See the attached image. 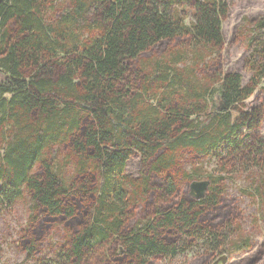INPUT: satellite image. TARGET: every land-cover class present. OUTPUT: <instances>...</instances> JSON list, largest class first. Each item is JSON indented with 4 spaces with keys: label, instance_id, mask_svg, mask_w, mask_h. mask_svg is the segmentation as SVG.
<instances>
[{
    "label": "trees",
    "instance_id": "trees-1",
    "mask_svg": "<svg viewBox=\"0 0 264 264\" xmlns=\"http://www.w3.org/2000/svg\"><path fill=\"white\" fill-rule=\"evenodd\" d=\"M184 6L190 24L180 16ZM229 8L227 0H0V212L30 198V225L18 243L29 258L50 222L68 237L44 264L174 259L187 248L179 236L222 256L242 249H228L231 225L222 235L204 221L218 206L222 179L200 164L212 155L224 166L229 156L234 171L264 170V142L240 138L263 119L264 107L245 111L243 103L264 81V17L247 30L245 85L239 73L201 85L178 70L189 54L198 64L220 52ZM62 148L75 171L69 183ZM135 154L139 180L124 175ZM184 157L198 164L190 174ZM191 177L211 187L175 202ZM145 203L146 221L135 216Z\"/></svg>",
    "mask_w": 264,
    "mask_h": 264
},
{
    "label": "rangeland",
    "instance_id": "rangeland-1",
    "mask_svg": "<svg viewBox=\"0 0 264 264\" xmlns=\"http://www.w3.org/2000/svg\"><path fill=\"white\" fill-rule=\"evenodd\" d=\"M227 2L230 8L221 28L224 44L220 52L213 51L198 64L197 61H193L196 58L189 54L188 59L178 65L180 72L190 75L193 81L201 85L206 84L207 81L212 82L213 74H219L222 78L226 74L239 73L243 85L248 82L250 77V73L244 65L249 54L246 48L247 30L251 28L253 22L264 17V0H227ZM180 10H182L180 16H184L185 23L193 22L191 12L185 6ZM162 50L163 53L166 52L165 48ZM157 57L159 56L156 55L155 58ZM219 84L220 82L215 83L211 89ZM261 88H264V81L257 86L253 95L244 101L245 111H250L255 107L259 109L264 107V93ZM211 103L209 98V105H207L209 115L213 113ZM262 112L263 119L259 129L256 131L243 129L240 138L249 140V138L257 136L264 142V109ZM58 154L60 167L63 169L62 178L69 183L74 177L75 171L72 166L64 165L63 160L67 152L63 148L59 149ZM140 159V156L135 154L126 163L124 175L139 180L143 176ZM227 159L226 166H218L216 159L211 155L204 159L203 165L200 164L204 171H214V175L222 179L220 182L222 195L218 206L212 209L208 215L209 218L204 221L209 225L214 224L215 227L210 228L215 232H222V235L225 227L231 225V229L237 232H230L229 239H227L228 249L236 250L235 247L239 245L242 249L238 252L230 251L229 255L222 256L216 251L207 252L202 241H190L179 236L180 241L177 239L176 241L179 242V246L185 244L187 247L185 250H178L174 259L157 258L149 261L148 264H264V170L234 171L236 162H232L229 156ZM193 166H198V164L191 162L188 157L183 158L182 171L190 174ZM156 180L154 179L152 182ZM205 181L208 182L209 189L211 182L205 177L201 179L191 177L188 181L186 180L179 186L181 193L177 195L175 202L180 199H186L188 203L197 200L190 194V184ZM156 185L159 186V184ZM206 193L207 191L203 196ZM148 201H151L150 196L146 198V202ZM31 205L30 198L24 194L22 199L15 202L12 207L0 212V264H44L47 260L57 258L60 247L66 243L68 230L65 226L58 222H50L44 226L39 237L41 239L39 252L30 258L23 252L18 243L30 225L28 222L31 218ZM146 206L145 203L138 207L135 212L137 219L146 221L151 217L145 212ZM103 254V251L94 254L92 261L95 262Z\"/></svg>",
    "mask_w": 264,
    "mask_h": 264
},
{
    "label": "water",
    "instance_id": "water-1",
    "mask_svg": "<svg viewBox=\"0 0 264 264\" xmlns=\"http://www.w3.org/2000/svg\"><path fill=\"white\" fill-rule=\"evenodd\" d=\"M190 194L193 195L196 199L203 197L204 193L207 191L208 182H192L190 184Z\"/></svg>",
    "mask_w": 264,
    "mask_h": 264
},
{
    "label": "bare ground",
    "instance_id": "bare-ground-1",
    "mask_svg": "<svg viewBox=\"0 0 264 264\" xmlns=\"http://www.w3.org/2000/svg\"><path fill=\"white\" fill-rule=\"evenodd\" d=\"M222 261H225L224 259H222Z\"/></svg>",
    "mask_w": 264,
    "mask_h": 264
}]
</instances>
